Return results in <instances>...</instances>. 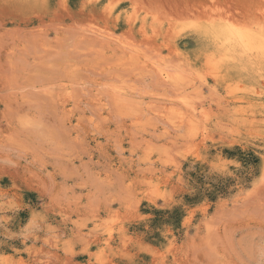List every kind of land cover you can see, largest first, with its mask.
I'll return each mask as SVG.
<instances>
[{
	"label": "rangeland",
	"instance_id": "374dc122",
	"mask_svg": "<svg viewBox=\"0 0 264 264\" xmlns=\"http://www.w3.org/2000/svg\"><path fill=\"white\" fill-rule=\"evenodd\" d=\"M257 3L11 0L0 7V134L15 132L22 118L29 134L62 125L78 143L63 165L0 172L5 203L20 205L7 227L19 232L33 212H46L61 245L51 251L67 264H192L203 257L184 254L187 240L239 227L208 221L227 198L250 192L264 166V83L228 72L180 91L166 66H199L193 33L204 25L230 48L217 35L242 33L216 21L247 16ZM125 88L142 95L145 116L118 120L105 106L104 89ZM214 158L240 167L213 173L204 160ZM85 169L113 183L82 186ZM53 182L66 184L76 202L52 205L42 185ZM0 240V256L20 264L49 251L41 240Z\"/></svg>",
	"mask_w": 264,
	"mask_h": 264
},
{
	"label": "clouds",
	"instance_id": "9594fccd",
	"mask_svg": "<svg viewBox=\"0 0 264 264\" xmlns=\"http://www.w3.org/2000/svg\"><path fill=\"white\" fill-rule=\"evenodd\" d=\"M41 2L46 5L49 0ZM9 3L11 0H0V7ZM216 24L220 28L239 30L244 36V41L236 40L226 50L213 38L209 26H202L193 33L198 44L196 51L199 66L193 67L188 61L180 65L166 66V70L171 74L169 83L176 90L182 91L187 86H194L198 79H217L228 72H235L253 83H264V0H258L256 11L253 13L239 18L222 16ZM103 94L106 98L105 106L111 107L114 117L118 120H136L146 115L142 95L137 89H104ZM29 133L30 130L23 124L22 118H18L15 132L7 136L0 134V172L16 170L21 165L39 171L50 162L60 166L78 152L77 141L67 134L62 125L46 126L39 133ZM260 138H264V133ZM204 161L208 162L213 173L234 175L229 165L240 167L238 162L226 163L221 158ZM61 174H64L63 171ZM83 176L82 186L113 183L111 177L101 178L88 169L84 170ZM42 187L50 203L61 209L76 202L74 197L68 195L70 189L66 184L56 185L53 182L50 186ZM247 188H251V191L227 198L228 202L219 207L208 221L213 223L219 218L239 227L226 230L224 235L207 233L198 240L190 238L185 242V255L192 253L194 256L203 257L192 264H264V166L261 167L260 175L255 177L254 183ZM19 207L15 198L8 199L5 203V194L0 191V237H20L25 244L29 240H41L42 246L49 249L41 253L45 259L34 262L30 260L23 264H67V260L61 262L51 251L61 245L58 243L60 238L55 228L47 222L46 212H33L19 232H13L7 227L8 213ZM4 242L0 240V245ZM62 246L67 249L70 245L65 243ZM0 264L20 262L0 256Z\"/></svg>",
	"mask_w": 264,
	"mask_h": 264
},
{
	"label": "bare ground",
	"instance_id": "6f19581e",
	"mask_svg": "<svg viewBox=\"0 0 264 264\" xmlns=\"http://www.w3.org/2000/svg\"><path fill=\"white\" fill-rule=\"evenodd\" d=\"M218 40L221 43H230L233 44L234 41L240 40L241 42L244 41V36L242 34H232L227 31L222 30L218 35H217ZM67 95V94H66Z\"/></svg>",
	"mask_w": 264,
	"mask_h": 264
}]
</instances>
